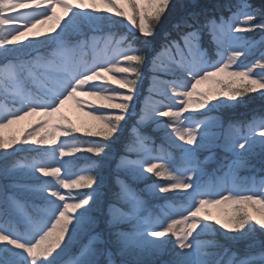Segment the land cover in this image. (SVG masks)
<instances>
[{
    "label": "snow or ice",
    "instance_id": "obj_1",
    "mask_svg": "<svg viewBox=\"0 0 264 264\" xmlns=\"http://www.w3.org/2000/svg\"><path fill=\"white\" fill-rule=\"evenodd\" d=\"M175 7L174 0H0L7 33L0 35V264H264V109L227 124L219 115L248 94L264 100V0L190 11L157 47L156 27ZM48 21V32L28 38ZM146 80L149 96L161 99L137 113ZM206 81L218 91L198 92ZM70 101L88 121L77 125L61 113ZM28 117H39L38 127L3 135ZM148 124L163 132L159 148L142 130ZM126 132L133 141L124 152L136 159L113 152ZM80 160L87 167L74 173ZM147 174L157 180L148 183ZM106 183L115 186L111 199ZM145 195L164 203L153 210ZM216 235L247 249L232 251Z\"/></svg>",
    "mask_w": 264,
    "mask_h": 264
},
{
    "label": "rangeland",
    "instance_id": "obj_2",
    "mask_svg": "<svg viewBox=\"0 0 264 264\" xmlns=\"http://www.w3.org/2000/svg\"><path fill=\"white\" fill-rule=\"evenodd\" d=\"M70 2L71 3H75L76 0H70ZM84 2L85 3H91L92 0H84ZM17 11L18 12H22V11H27V10H17ZM40 11H43V9H40ZM56 12H57V15L58 16H60V17L63 18L62 19V23L67 20V17H64V14H63V12H62V10L60 8H57L56 9ZM106 15H110V14H106ZM113 19H121V20H124L125 21V24L127 25V21L123 17H113ZM53 26H54V21H48L43 26H39L38 25L36 28L32 29L31 32L28 33V38L31 39L34 36V34H36L38 32H48ZM58 30L59 29H57V31ZM6 34H7L6 32H3L2 30H0V35H6ZM249 35L250 36H253L254 34H249ZM254 38L255 39H259V36H257V37L254 36ZM21 39L23 40L24 43H28L29 42L28 39H24V38H21ZM89 50H90L89 51V54H87L86 52L84 54V58L87 59V60H91L92 57H93V51H92V49L89 48ZM213 59H214V57H213ZM252 59H253V57H249V60L246 61V63L247 62H250ZM116 75H117V77H119L122 74H116ZM216 79H223L227 83L229 78L226 77V76H221V77H217ZM112 87H116L118 91H124V90L119 89L118 86H116V85H112ZM197 91L198 92H201V93H212L214 91H218V89H217L216 85L212 84L210 81H206L203 84H201V85L198 86ZM78 99L85 100V101H87L89 103L92 102L90 100V98L85 97V96L78 97ZM160 99L161 98L159 96H157V95H152L150 97L149 96V91H148V94H146V95L143 96V89H141L140 96L135 101L137 113H139V110H140L141 106L144 105L146 102L153 103V102L159 101ZM194 99H195V97H194ZM221 99H224V97H221ZM242 99L244 101H246V103L240 104L238 107L228 106V107L222 108L220 110L219 115L224 120V122H225V118L222 115L225 112L235 111V110L240 109V107L245 108V109H248V108H250L252 106L253 103H255L256 100L258 101L259 99H260V101H262L264 103V100H262L259 97V94L258 93L248 94V95L244 96ZM138 102L140 103V105H137ZM164 103L167 104V103H170V101L165 100ZM61 113L63 115H65V116H67L69 119H71L73 121V123H76L77 125H80L82 122L88 121V119H89L87 116L84 115V112L81 111L77 107V105L74 102H72V101H70V102H68L67 104L64 105V107L61 109ZM185 115H195V116H199L200 113L199 112L186 113ZM38 119H39V117H28L25 120L20 121L19 123L12 125L10 128L4 129L3 130V135L7 138L10 135H22V134H24V133H26L28 131H31L33 127H38V125L35 123ZM157 119L160 120L162 123H168V122H170L169 121V118L157 117ZM130 122H131V120H130ZM131 124H132V122H131ZM225 124H226V122H225ZM143 128H146V129L151 130L152 132L156 133L162 139L163 132L162 131H154L153 129L155 128V125L148 124V125L144 126ZM61 139H63V138H61ZM113 152L115 153V150L114 149H113ZM82 155H87V154H77V156H82ZM125 155H128L131 159H136L137 158V153L136 152L126 153ZM206 155H207V153H202L201 154V159H203L204 156H206ZM71 159L75 160L76 158L73 157ZM211 164L212 163H209L208 166H207V169H208L209 173L211 171L210 170L211 169ZM78 165H79V161L77 162V165L73 169L74 173L75 172H79L82 168H86L87 167V166H83L82 165V167L79 166L78 167V170H76ZM241 174L242 175H247V173H243V172ZM147 175L148 176H151V180L150 181H147L148 183H151L152 181L157 180V178L155 176H152V174H147ZM124 178L125 179H128L129 183H132V181H131L130 178H128V177H124ZM39 179H45V178L44 177H39ZM159 182L167 183V181H159ZM135 183H137V184H140L141 183L142 186L144 187V182H135ZM133 187L137 188L134 184H133ZM61 191L62 192L70 191L73 195H75L78 192H86L87 189H72V190H63V189H61ZM160 195H161V197H174L176 195V192H170V193H167V194H160ZM158 199L159 198H152L151 196H149V199L147 198L146 200L148 201V204H150V201H152V200H158ZM161 201H162L161 203H158L156 205L157 208H158L159 205H162L164 203V200L163 199H161ZM176 202L177 201H175V203ZM177 203H182V201H179ZM155 210H157V209L155 208ZM208 211H211L214 215H217L218 212H219L218 209H213V208L208 209ZM221 218H223V217H221ZM217 228H218V226H217ZM219 231H224V230H219ZM167 239H172V238L171 237H168ZM228 243H231L233 245H236L237 247H240V248L245 249V250L247 249V242H243V241H240V242L228 241Z\"/></svg>",
    "mask_w": 264,
    "mask_h": 264
},
{
    "label": "trees",
    "instance_id": "obj_3",
    "mask_svg": "<svg viewBox=\"0 0 264 264\" xmlns=\"http://www.w3.org/2000/svg\"><path fill=\"white\" fill-rule=\"evenodd\" d=\"M174 2L177 5V7L172 8L169 13H166L164 18H162L161 22L156 27L157 36L155 37V40L157 43V47L159 46V43L162 41L163 35L165 32H171L173 36L176 35L175 31H173V25L176 22H178L182 16L186 15L190 11H199L200 9H204V8H206L210 11L211 6L215 3H218L219 0H195V3L199 4V6H200L199 8H193L192 7L194 0H174ZM255 2L258 3L259 0H255ZM117 20H121V19H117ZM124 24H125V21H124ZM124 30H125L124 28L119 29L120 32H123ZM255 36L257 37L258 35H255ZM147 87H148V81L146 80L144 83V87L142 88L144 94L147 93ZM262 109H264V103L262 101H260V99H259L258 101L256 100L255 103H253L252 106L248 109L240 107V109H238V110L225 112L223 114V116L227 122H229V121H247L253 116L254 113H259ZM135 119L136 118L133 117L131 122L135 123ZM131 122L129 121V126L131 125ZM142 130L147 135L154 138L155 144H156L157 148H159V146L163 143V141L158 137V135L156 133L152 132L151 130L146 129V128H144ZM78 138L81 141L92 139V138H87V137H83V136H79ZM132 141H133V137L129 136L126 132L125 137L122 139V141L114 146V148H113L115 150L114 154L117 156L122 155V154H126L124 152V143H130ZM164 147L167 150L172 151L174 155H178L177 153H175L174 149L168 148L166 143L164 144ZM24 155L29 156V158L31 156V154H24ZM20 159H21V162H23V156L20 157ZM80 164L87 165V161L80 160ZM211 166H212V171H213L215 169L216 165H215V163H213ZM106 175L108 176L109 180H111V177H112L111 169L106 170ZM114 190H115L114 184L106 183L105 191L108 193V199H111V192ZM215 238L222 245L231 248L232 251L238 252L240 254H243V252L245 251V249H242L240 247H237L236 245L228 243V241L226 239H224V237H222V236L216 235ZM159 259L167 260V259H169V257L167 255H163Z\"/></svg>",
    "mask_w": 264,
    "mask_h": 264
},
{
    "label": "bare ground",
    "instance_id": "obj_4",
    "mask_svg": "<svg viewBox=\"0 0 264 264\" xmlns=\"http://www.w3.org/2000/svg\"><path fill=\"white\" fill-rule=\"evenodd\" d=\"M203 84V83H202Z\"/></svg>",
    "mask_w": 264,
    "mask_h": 264
}]
</instances>
